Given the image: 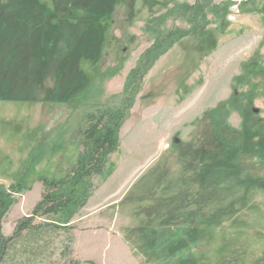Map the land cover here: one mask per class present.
<instances>
[{"label": "rangeland", "instance_id": "obj_1", "mask_svg": "<svg viewBox=\"0 0 264 264\" xmlns=\"http://www.w3.org/2000/svg\"><path fill=\"white\" fill-rule=\"evenodd\" d=\"M195 2L0 0L5 236L77 167L90 123L123 112L85 203L35 218L2 264H264V0L222 27L209 14L204 36L131 77L151 20ZM190 27L174 14L159 28Z\"/></svg>", "mask_w": 264, "mask_h": 264}, {"label": "trees", "instance_id": "obj_2", "mask_svg": "<svg viewBox=\"0 0 264 264\" xmlns=\"http://www.w3.org/2000/svg\"><path fill=\"white\" fill-rule=\"evenodd\" d=\"M247 1L243 0L241 2V10L243 4ZM214 2L215 0H196L195 4H181L176 6V9H170L163 16L151 20L149 24L151 27H148L146 31L156 37L155 42L146 51L145 56H143L140 68L137 71H133L131 77L135 78L140 69L149 66L159 56L173 48L181 39L192 34L204 36L208 26L211 24L208 19L209 14H212L217 19L216 21L220 27H222V23L226 20L233 2L225 1L221 4H215ZM167 6V3L162 4V8H166ZM174 14L185 20L191 27L187 31L182 28L177 29V31L170 30L169 32L161 30L159 27L165 25L167 19ZM122 117L123 112L121 110L108 114V116L105 112L98 119L90 123L84 132L85 142L89 150L81 157L77 167L72 172L66 174L61 180L45 182L47 190L42 200L37 204L31 216L24 217L17 222L13 234L9 237L2 233L1 222L3 216L13 205L14 200L11 192L8 193L7 190L0 189V264L4 262L14 243L24 236V231L35 229L36 224L34 225L33 223L35 218L42 217L43 215L66 213L73 206L81 207L85 203L84 201L88 198L89 192L87 193L85 190H82L81 193L78 187L85 185V179L92 174L101 175L104 173V166L108 155L118 148V130ZM53 224L55 223L46 222V225L40 224L39 226H50L53 229L59 228Z\"/></svg>", "mask_w": 264, "mask_h": 264}, {"label": "built area", "instance_id": "obj_3", "mask_svg": "<svg viewBox=\"0 0 264 264\" xmlns=\"http://www.w3.org/2000/svg\"><path fill=\"white\" fill-rule=\"evenodd\" d=\"M235 3H233L232 5H231V8H230V10H232V13H239L240 11H239V3H240V1L241 0H233ZM230 18L232 19L233 18V15H231L230 16Z\"/></svg>", "mask_w": 264, "mask_h": 264}, {"label": "water", "instance_id": "obj_4", "mask_svg": "<svg viewBox=\"0 0 264 264\" xmlns=\"http://www.w3.org/2000/svg\"><path fill=\"white\" fill-rule=\"evenodd\" d=\"M256 111H258V110H256Z\"/></svg>", "mask_w": 264, "mask_h": 264}]
</instances>
